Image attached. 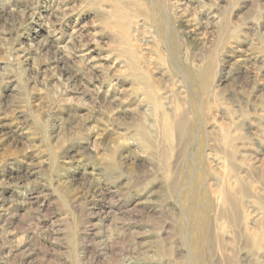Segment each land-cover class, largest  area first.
<instances>
[{
	"label": "rangeland",
	"instance_id": "1",
	"mask_svg": "<svg viewBox=\"0 0 264 264\" xmlns=\"http://www.w3.org/2000/svg\"><path fill=\"white\" fill-rule=\"evenodd\" d=\"M0 264H264V0H0Z\"/></svg>",
	"mask_w": 264,
	"mask_h": 264
},
{
	"label": "bare ground",
	"instance_id": "2",
	"mask_svg": "<svg viewBox=\"0 0 264 264\" xmlns=\"http://www.w3.org/2000/svg\"><path fill=\"white\" fill-rule=\"evenodd\" d=\"M222 179V178H221ZM229 182V181H228ZM220 184H222V183H220ZM222 187V186H221ZM219 188V187H218ZM220 189V188H219ZM218 190V189H217ZM216 194V193H215ZM212 196H214V194L212 195ZM218 196V195H217ZM214 199V198H213ZM220 199H223V198H219V200ZM213 202V204H214V201H212ZM226 203H228V202H226ZM230 203V202H229ZM218 204V203H217ZM223 205V204H222ZM225 205V204H224ZM213 206V205H212ZM228 206V205H227ZM216 209H217V207H216ZM216 216V215H215ZM217 223V222H216ZM215 234H216V232H215Z\"/></svg>",
	"mask_w": 264,
	"mask_h": 264
}]
</instances>
